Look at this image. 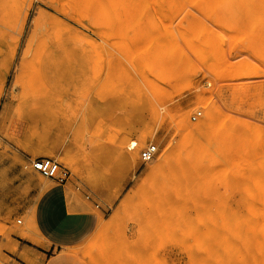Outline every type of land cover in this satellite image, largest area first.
I'll list each match as a JSON object with an SVG mask.
<instances>
[{"label": "rangeland", "instance_id": "374dc122", "mask_svg": "<svg viewBox=\"0 0 264 264\" xmlns=\"http://www.w3.org/2000/svg\"><path fill=\"white\" fill-rule=\"evenodd\" d=\"M27 6L0 0V70L10 65L0 81V264H30L22 253L35 264L63 255L58 264H254V187H264V0ZM36 25L61 37L62 71L50 98L34 105L17 83ZM211 110L212 127L194 132ZM151 144L156 152L144 161ZM195 156L210 187H161L170 164ZM39 157L57 161L66 179L33 170ZM58 186L71 211L94 218L81 235L49 247L27 222Z\"/></svg>", "mask_w": 264, "mask_h": 264}, {"label": "bare ground", "instance_id": "6f19581e", "mask_svg": "<svg viewBox=\"0 0 264 264\" xmlns=\"http://www.w3.org/2000/svg\"><path fill=\"white\" fill-rule=\"evenodd\" d=\"M13 1H15L16 3H20L21 5L27 4L28 5L27 7L31 6L33 3V0H13ZM39 18H38V20H36V22L39 21ZM40 22H41V20H40ZM36 26H38L35 30V34L37 35V37L35 35L34 38H37L36 39L37 44H35L36 46L32 47V48H34V50L31 53V56H30L31 58L29 57V60L26 59L28 61L24 60V64L22 63L23 66L21 65L22 69H20V73H19L20 76H18L19 82L17 83L18 85L20 84V89H21L20 97H25V98L30 97V98L34 99L33 100L34 105L35 104H42L46 100V98H50L49 93H51L53 90H55V85H57L55 83L58 81V77L60 80V77H61L60 75H61V71H62V67L60 66V60H59V55H58V51H59L58 46L60 47L59 43H60L61 37L58 36V34H56L54 32V28L51 25H36ZM36 26H34V27H36ZM33 31H34V29H33ZM23 32H24V25L21 27L18 34L20 36H22ZM32 35H33V33H32ZM32 35H31V38H32ZM31 38H30V40H31ZM28 44L30 45V41L28 42ZM28 47L29 46H27V48ZM9 68H10V65H7V66L3 67L2 70H0L1 86H2V83H5L4 80L7 76V72L9 71ZM53 87H54V89H53ZM61 87L62 86H60V88ZM56 90H58V89H56ZM57 92L58 91H56V93ZM57 97H58V95H57ZM25 98H23V99H25ZM56 100H59V99L56 98ZM18 106L19 105H17L15 108H18ZM29 111H31V110H29ZM52 111H54V110H52ZM17 113H18V111H17ZM21 113L18 114V118H19V115H22ZM22 117H23V115H22ZM18 118H16V119L18 120ZM20 121H21V119H20ZM215 121H216V112L214 110H211V111H209L208 116L205 119V121L203 123L197 125L193 129V131L196 133H202V132L206 131L209 127H212V125L215 123ZM180 124L185 129H189V126L186 125L183 121H181ZM227 141L228 140H226V144H225V142L223 143L224 146L225 145L227 146V147L225 146L226 147L225 150H227V151H225V153L228 152V150L230 149V146L228 147V145H227L229 143V141H228V143H227ZM137 144L138 143L135 140H132L129 142L128 148L134 149ZM229 144H231V143H229ZM221 145H219V146H221ZM222 147H223V145H222ZM222 147H220L218 149H224ZM232 148H233V146H232ZM70 160H72V159H70ZM68 161H69V159H68ZM167 167H168V164H167ZM167 167H166V169H167ZM170 167H169L170 169H167V172H165V173L162 172L163 175H162L161 187H198V186L210 187V185H211L210 175H209L208 171H206V169L203 167L202 161H201L199 156H195L192 159H188L185 161L184 160H182V161L176 160L175 165H173V163H172V164H170ZM72 168L76 172L79 171V169L76 166L75 167L72 166ZM44 187L46 190L47 185ZM254 194H255V206H256L255 229H254L256 257H255L254 264H264V187H254ZM129 198H128V200H129ZM130 201H131V198H130ZM126 202L128 203L129 201H125L124 205H127ZM121 205H123V204H121ZM122 207H123V210L121 209V211H125V207H127V206H122ZM117 214H118V212H117ZM118 215H117V217H118ZM30 217L31 216H29V218ZM27 220H25V221H27ZM27 224H28L27 227L32 229V232L37 233L36 232L37 230L35 228L36 225L34 226L32 219H30L29 222H27ZM102 226H103V224H102ZM26 233H28V232H26ZM28 237L30 239H32L34 242L38 243L39 245H42V243H43L40 239L33 237L30 234H28ZM21 257L26 262H28L30 264H35V258L32 255H30L29 253H22ZM68 257H69L68 255H63L60 258V260H54L51 262V264H58L61 260L67 261Z\"/></svg>", "mask_w": 264, "mask_h": 264}, {"label": "crops", "instance_id": "0c3cea01", "mask_svg": "<svg viewBox=\"0 0 264 264\" xmlns=\"http://www.w3.org/2000/svg\"><path fill=\"white\" fill-rule=\"evenodd\" d=\"M33 215L36 232L49 242V247L60 246L81 235L94 218L85 211H71L65 188L59 186L49 188L40 197Z\"/></svg>", "mask_w": 264, "mask_h": 264}, {"label": "built area", "instance_id": "2783aa9c", "mask_svg": "<svg viewBox=\"0 0 264 264\" xmlns=\"http://www.w3.org/2000/svg\"><path fill=\"white\" fill-rule=\"evenodd\" d=\"M201 114V111H197L192 119L196 120ZM155 152L156 146L151 144L142 149L140 155L144 161H148L153 158ZM30 164L33 170L37 171L44 177L56 179L60 182L64 181L68 174L66 170L61 168V165L57 161L49 157L36 158L32 160Z\"/></svg>", "mask_w": 264, "mask_h": 264}]
</instances>
